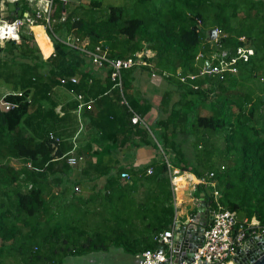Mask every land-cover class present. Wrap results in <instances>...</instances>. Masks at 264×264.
I'll list each match as a JSON object with an SVG mask.
<instances>
[{"label":"trees","instance_id":"16d2710c","mask_svg":"<svg viewBox=\"0 0 264 264\" xmlns=\"http://www.w3.org/2000/svg\"><path fill=\"white\" fill-rule=\"evenodd\" d=\"M85 1L87 9L72 11L67 2L65 21L63 1L54 5L47 32L56 53L49 58H43L32 32L25 27L19 31V40L0 44V85L12 90L0 96V264H63L69 256L103 247L97 246L98 234L88 225L95 224V216L83 210L80 181L68 179V158H64L60 138L51 133L54 121L41 119L35 126L28 123L39 116L41 102L50 99L56 86L85 98L91 94L96 79L90 72H80L77 67L70 74L62 71L66 54L79 51L64 42L70 34L87 41L91 51L101 47L107 60L98 68L108 69V82L96 95L102 98L114 93L122 107L119 128L98 141L94 155L103 163L122 143L119 135L123 129L134 136L149 134L142 120L134 122L132 118H142L152 105L141 106L125 92L133 69L153 68L172 86L162 95L159 116L154 128L150 127L156 141L153 146L162 154L148 164L152 167L135 171L145 176L141 180L147 193L139 199L135 195L138 179H133L132 183L117 182L106 198L111 209L113 203L119 204L115 220L120 237L133 235L128 228L134 223L140 232L152 235L143 252L158 249L161 234L172 229L175 218L173 169L200 178L213 173L211 184L197 187L196 195L203 191L206 202L216 208L217 191L219 202L235 212L240 222L256 217L264 228V91L252 82L264 80V0H135L145 10L131 15L126 12L127 3L125 7L103 5L102 0ZM23 11H11L10 18H23ZM213 28L221 32L217 41L208 37ZM211 44L229 53L236 72H225L223 78L201 74L206 60L212 62V50H217ZM146 50L154 53L142 57L151 66L136 64L123 69L122 86L114 87L110 62ZM2 102L11 108L6 110ZM75 102L79 106V100ZM85 110L93 113V105ZM50 112L56 116L53 109ZM187 144L190 153L185 150ZM15 158L25 163L11 165ZM125 251L136 254L133 247Z\"/></svg>","mask_w":264,"mask_h":264},{"label":"crops","instance_id":"0c3cea01","mask_svg":"<svg viewBox=\"0 0 264 264\" xmlns=\"http://www.w3.org/2000/svg\"><path fill=\"white\" fill-rule=\"evenodd\" d=\"M59 1L60 0H54V5ZM67 2L70 11L87 8L88 6L85 0H66L65 3ZM54 5L53 7L55 9L56 7ZM34 9L35 5L32 0H0L1 45H4L6 41L5 38H2V32H6L8 24L16 20L10 18L11 11L18 14L20 11L22 12L24 10L23 18H27L26 16H33ZM23 26L32 32L44 59L56 53V47L47 32V28L50 27V25L48 26V24L43 21H36L32 24L25 22ZM35 27L37 28L34 29ZM70 35H66L65 39ZM208 37L210 39L209 35ZM14 38L19 40V36ZM2 39H5V41ZM51 51L52 53L50 55ZM69 53L71 58L68 56L66 59L67 61L69 60L67 65H64L63 62L62 71L64 73L70 74L74 72L75 67H77L80 72H90L92 77L96 79V82H93L92 88H90L92 90L90 92L91 94H88L85 98V101L92 102L93 113L85 110V108L79 111L78 106H75L78 93L68 90L65 86H56L50 95V99L41 102V112L39 116L31 119L28 123L31 126H35L39 124L41 119L43 122V120L47 121L50 118L54 121V131L51 133H55V135L60 138L59 140L64 158L67 159L70 156L82 158L78 165H69L70 175L67 177L69 180L80 181L79 196L84 202L83 206L86 207L83 210L88 212L89 215H95V213H97V218L99 219L95 220V224L89 223L88 225H92V231L98 234L95 240L97 246L99 245L101 248L103 245V247L101 250L95 252L69 256L63 264H137L138 255L143 252L142 248H149L152 235L149 232H140L139 229L133 227L134 223H132V227L128 228V232H134V234L120 237L118 224L115 220L118 214L115 208L113 211L110 204L106 203V198L112 195L110 192L111 187H115L117 182L120 181L124 184L132 183L133 179H138L136 185L139 187V190L135 195L137 194V197L141 199L145 193H147L148 189L141 180L144 179L145 176L136 175L135 171L146 167H152L148 164H150L153 159H158L160 156L159 152L161 151L153 146V143L156 141L151 133L150 127L152 128V125H154L159 116V105L162 95L170 90L172 86L165 77L157 73L153 68L140 66L133 69L132 75L128 76L125 92L132 101L137 99L141 106L152 105L151 110L142 118L140 117L144 128L148 129L149 134L147 137L134 136L132 131L123 129V133L119 135V138L123 140L122 143L111 150L110 155L104 159L105 162L103 163V161L99 160L94 155V153L99 150L98 141L105 136L115 133L117 128H119L120 122L123 121L121 117V114H123L122 107L117 101V99H119L118 96L114 93H111L108 97L102 98L96 95L97 91L105 87L108 82V69L94 67L91 62H89V54L80 50L78 52L70 51ZM76 74L77 77L80 78V74L78 72H76ZM9 93H12V90L5 84H1L0 96L3 97ZM157 98H159V101H157ZM52 109L55 111L56 116L50 112ZM147 140L149 142L145 143L144 141ZM4 159L5 158H3V163L6 162ZM24 163L25 162L19 158H15L11 161V165H23ZM123 171H127L130 174L129 179H122L121 173ZM171 187L176 210L174 222L182 223L190 219L203 202L206 203L207 206H211L205 200V193L202 191L196 195L198 190L192 185H187L183 189H179L178 186L174 188L171 179ZM87 205L89 208H87ZM136 234L139 236H135ZM126 247H133V249L136 250V254L127 253L125 251ZM103 248L105 250H102Z\"/></svg>","mask_w":264,"mask_h":264},{"label":"built area","instance_id":"2783aa9c","mask_svg":"<svg viewBox=\"0 0 264 264\" xmlns=\"http://www.w3.org/2000/svg\"><path fill=\"white\" fill-rule=\"evenodd\" d=\"M17 1V0H12ZM35 5L33 10V16H26L27 18L16 19L15 21L8 24L6 28L7 36L10 32H13L15 36H18L19 29L25 25V22L34 23L36 21H44L46 24L51 25L52 23V13L54 10V0H32ZM66 2V0H62ZM32 3V2H31ZM217 34H220V30H216ZM6 37L5 39H8ZM14 38V37H12ZM2 39V40H5ZM66 44L72 48H76L86 54H89L91 57V64L97 67H102L104 61L107 60V57L101 47H95L94 51H91L87 48L88 42H81L74 35H70L67 39L64 40ZM140 53H137L135 57H129L127 59H120L111 61L112 73L111 80L114 82V87L122 86V70L128 69L133 65H149L146 60L142 59ZM203 55L199 54L198 58H201ZM212 64L205 65L203 67L201 74L210 73L220 75L223 78L225 72H236L237 68L234 65V61L230 60L229 53L223 50H216L212 55ZM73 82H76L75 78H72ZM79 100V111L83 108H92V102L85 101L83 95H77L76 97ZM1 105L6 109H10L11 105L8 103L2 102ZM141 120L138 116L133 117V121ZM82 158L76 156L68 157V162L72 166L78 165ZM151 172V170H149ZM122 179H129L130 174L127 171L121 173ZM178 177H183L186 181L185 187L187 185H192L194 188L199 186H209L211 184L210 179L213 177V173L208 175L209 178H200L195 174L180 171L172 170L171 179L176 188ZM216 208H214V218L209 222L208 226L204 230V241L194 253L193 261L188 262L186 260L178 264H237L234 258L237 255V250L244 246L245 242L256 235H259L264 232V228L261 229L260 221L253 217L251 220L244 219L239 221L235 212L230 211L219 202V193L214 192ZM173 227L171 230H166L161 234L160 242L162 241L165 247V252L160 253L157 250L151 251L147 250L140 255H138L137 264H163L167 259L172 257L175 253L174 250V240H173Z\"/></svg>","mask_w":264,"mask_h":264},{"label":"water","instance_id":"95a60500","mask_svg":"<svg viewBox=\"0 0 264 264\" xmlns=\"http://www.w3.org/2000/svg\"><path fill=\"white\" fill-rule=\"evenodd\" d=\"M62 12V21H65V2L62 6ZM209 36L211 39H215L217 37L216 29H211L209 31ZM214 210L213 206H207V204L203 202L190 219L182 223L174 222L172 227L174 231L173 240L175 253L163 264H178L184 260L188 262L193 261L194 253L201 247L204 241V230L214 218ZM157 251L160 253L165 252L162 241ZM234 260L237 264H264V232L249 238L244 246L237 250V255Z\"/></svg>","mask_w":264,"mask_h":264},{"label":"rangeland","instance_id":"374dc122","mask_svg":"<svg viewBox=\"0 0 264 264\" xmlns=\"http://www.w3.org/2000/svg\"><path fill=\"white\" fill-rule=\"evenodd\" d=\"M102 3H103V5H108V4H115V5H123V6H125L126 7V3L128 4L127 5V8H126V12L129 14V15H131L133 12H143L145 9H143V7H140V5H137L136 3H135V0H102ZM77 5V4H76ZM87 8H88V6H87ZM87 8H84V9H87ZM25 26H22L20 29H19V31L20 30H22V28H24ZM53 28H54V24H53ZM4 35V34H3ZM4 36H7L6 34L4 35ZM5 41V40H4ZM7 41V40H6ZM138 53H140L141 55H147V56H149V57H151V56H153L154 55V53L153 52H150V51H145V52H138ZM70 54V53H69ZM69 54H66V55H68L69 56ZM68 56H66V58H65V60H64V65H67V63H68V61L66 60L67 58H68ZM142 56V57H143ZM70 58H71V56H69ZM264 72V71H263ZM258 73H262V72H258ZM252 82H255L256 84H254L257 88H258V90H263L264 91V80L263 81H261V79L260 78H255V79H253L252 80ZM231 89H233V88H231ZM157 95V94H156ZM263 96H264V93H263ZM157 101H159V98H157ZM203 113H206L205 111H203ZM152 128H154V125H152ZM152 133V132H151ZM185 147V150L187 151V153H190L191 151H192V149H191V147H190V145L189 144H187L186 146H184ZM160 154H162L161 152H160ZM117 206H119V204L117 203V202H115V203H113V207L114 208H117ZM113 211H114V209H113ZM96 218H94V220H98L99 218H97V213H95V215H94ZM40 246H42V247H45L44 246V243L41 241V240H39V243H38ZM42 252H44V251H42ZM43 264H48V262H44Z\"/></svg>","mask_w":264,"mask_h":264},{"label":"clouds","instance_id":"9594fccd","mask_svg":"<svg viewBox=\"0 0 264 264\" xmlns=\"http://www.w3.org/2000/svg\"><path fill=\"white\" fill-rule=\"evenodd\" d=\"M213 29H216L217 30V28H213ZM219 30V29H218ZM210 31V30H209ZM18 36L20 35L19 34V31H18V34H17ZM221 35V32H220V34L218 35L217 34V37L215 38V39H211L210 38V40H212V41H217L218 40V38H219V36ZM10 39H12V40H16L15 38H12V37H9L8 39H6V40H10ZM0 44H2L1 42H0ZM211 46H212V48H217V50H220L219 49V47L218 46H216V45H214V44H211ZM216 50H212V54H211V60H212V55H213V53L215 52ZM223 51H225V50H223ZM199 54H202V53H199ZM202 58V57H201ZM208 62V63H207ZM213 63V60H212V62H209V60H206V62H205V65H208V64H212ZM147 66H151L150 65V63H149V65H147Z\"/></svg>","mask_w":264,"mask_h":264},{"label":"bare ground","instance_id":"6f19581e","mask_svg":"<svg viewBox=\"0 0 264 264\" xmlns=\"http://www.w3.org/2000/svg\"><path fill=\"white\" fill-rule=\"evenodd\" d=\"M37 27H35L34 29H36ZM1 34V33H0ZM2 34H7V32H2ZM2 36V38H6V37H16L14 34H13V32H10L9 34H8V36ZM51 53H52V51L50 52V55H51ZM176 182H177V185H178V187H179V189H182V188H184L185 187V184H186V181L184 180V178L183 177H178V179H176Z\"/></svg>","mask_w":264,"mask_h":264}]
</instances>
